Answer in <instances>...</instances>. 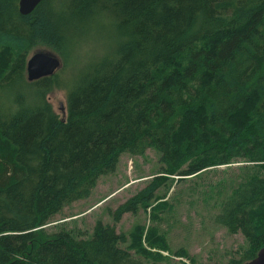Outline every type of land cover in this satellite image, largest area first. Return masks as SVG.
Masks as SVG:
<instances>
[{"label":"trees","instance_id":"obj_1","mask_svg":"<svg viewBox=\"0 0 264 264\" xmlns=\"http://www.w3.org/2000/svg\"><path fill=\"white\" fill-rule=\"evenodd\" d=\"M92 25L112 28L113 49L65 84L59 70L27 80L31 51L64 65ZM61 87L64 118L47 96ZM3 89L0 264H164L155 225H138L128 247L101 220L87 236L46 229L66 205L88 198L122 154L148 148L160 174L108 209L113 223L163 200L156 191L168 181L242 160L243 177L214 221L247 245L225 263L200 264H242L264 246V0H43L25 15L18 0H0Z\"/></svg>","mask_w":264,"mask_h":264},{"label":"rangeland","instance_id":"obj_2","mask_svg":"<svg viewBox=\"0 0 264 264\" xmlns=\"http://www.w3.org/2000/svg\"><path fill=\"white\" fill-rule=\"evenodd\" d=\"M90 28L78 38V43L69 47L68 60L58 69L57 76L64 84L115 46L110 26L92 25ZM63 87L54 88L47 96L54 111L64 118L66 90ZM5 94L4 89L0 91V108L3 109L7 105L3 100ZM243 165L241 160L204 170L186 179H177L171 184L168 181L156 191L163 200L158 199L146 209L139 208L134 214L125 213L113 223L108 209H115L153 176L160 174L159 155L154 149L148 148L142 155L122 154L115 171L99 177L88 198L66 205L52 217L53 222L46 229L52 232L64 227L87 236L94 223L101 220L114 224L117 232L124 233L127 242L121 246L128 247L131 242L129 234L138 225L146 228L155 225L167 246L166 250H159L167 257L164 264L225 263L230 258H237L247 244L241 234H230L225 227L215 223L214 217L220 210V202L234 183L243 177ZM152 212L157 215L156 220H152ZM179 250L184 255H177ZM131 253L134 255L132 249ZM193 259L196 263H192Z\"/></svg>","mask_w":264,"mask_h":264},{"label":"water","instance_id":"obj_3","mask_svg":"<svg viewBox=\"0 0 264 264\" xmlns=\"http://www.w3.org/2000/svg\"><path fill=\"white\" fill-rule=\"evenodd\" d=\"M43 0H18V11L25 15L30 13ZM61 59L45 50H33L26 61V78L33 81L41 77L52 76L62 65ZM62 108V104L60 105ZM242 264H264V246L256 255Z\"/></svg>","mask_w":264,"mask_h":264}]
</instances>
